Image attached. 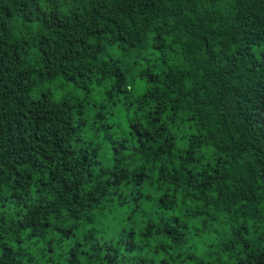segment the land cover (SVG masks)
I'll return each instance as SVG.
<instances>
[{
  "label": "trees",
  "instance_id": "16d2710c",
  "mask_svg": "<svg viewBox=\"0 0 264 264\" xmlns=\"http://www.w3.org/2000/svg\"><path fill=\"white\" fill-rule=\"evenodd\" d=\"M0 264H264V0H0Z\"/></svg>",
  "mask_w": 264,
  "mask_h": 264
}]
</instances>
